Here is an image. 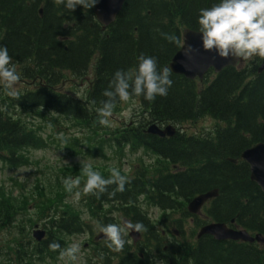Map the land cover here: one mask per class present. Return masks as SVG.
<instances>
[{
    "label": "trees",
    "instance_id": "16d2710c",
    "mask_svg": "<svg viewBox=\"0 0 264 264\" xmlns=\"http://www.w3.org/2000/svg\"><path fill=\"white\" fill-rule=\"evenodd\" d=\"M216 2L125 0L116 21L103 29L93 8L77 7L70 12L56 0H0V46L7 47L11 62L20 66V76L35 87L0 101V165L25 167L29 164L25 153L46 148L35 126L23 118L27 113L40 116L42 111L84 125L97 123V109L106 99L103 91L114 72L134 69L142 54L155 57L158 69L168 67L182 46L183 30L197 31L199 9ZM162 34H174L177 41L169 42ZM261 62L255 58L218 75L210 72L201 83L170 72L173 84L167 96H158L151 102L142 97L130 98L142 111L140 124L113 130L107 142L120 151L142 150L156 163L150 167L143 164L133 178H126L123 192L109 197L116 187L110 185L98 197L84 194L96 221L119 223L114 212L127 220L141 221L147 229L143 232L147 243L144 247L153 248L158 255H168L165 262L264 264V245L216 242L209 236L165 245L158 226L140 205L144 199L162 210L163 218L171 212L186 219L190 216L187 204L195 196L218 189L219 196L206 210L208 217L219 223L235 220L239 228L264 236V193L250 180L249 167L240 160L245 150L264 143V72L258 73ZM91 70L93 77L84 99L60 90L68 82L64 75L87 82ZM203 118L222 126H217L210 137L178 133L173 138L160 139L144 134L150 123L183 126ZM229 158L238 163L229 162ZM24 203L23 199L0 192V227L15 223ZM43 224L46 240L32 245L18 243L14 262L40 264L59 253L49 250V243L56 241L63 248L68 246L66 238L91 232L75 211L51 216ZM162 224L166 222L161 220L159 225ZM196 226L200 224L196 222ZM166 246L169 251L164 253ZM137 247L135 252L129 242L115 253L103 246L98 256H103L104 264H153L148 254L141 258L142 249Z\"/></svg>",
    "mask_w": 264,
    "mask_h": 264
},
{
    "label": "rangeland",
    "instance_id": "374dc122",
    "mask_svg": "<svg viewBox=\"0 0 264 264\" xmlns=\"http://www.w3.org/2000/svg\"><path fill=\"white\" fill-rule=\"evenodd\" d=\"M16 67L19 72L20 66L16 65ZM92 77L91 70L87 80L91 81ZM64 78L68 79V82L66 85L62 84L60 88L62 92L66 91L78 99L86 97L88 81L72 80L75 78L70 75H64ZM24 79L21 77L18 83V94L35 89L29 80ZM7 97L0 87V101L6 100ZM39 114L40 116H36L34 113H27L23 118L29 122L30 126H35V129L43 137L46 148L25 153L29 158V164L25 167L10 168L0 165V192L8 193V195L23 199L25 202L24 209L19 210V216L16 217L15 223L10 224L9 227H0V264H17L14 262L13 254L18 248V243L30 242V245L36 243L32 237L33 232L45 230L43 222L45 223L51 216H58L64 211L79 213L91 227V232L66 238L67 245L72 242H78L81 245L82 258L78 264H97L99 262L104 264V261H100L99 258L95 259L104 243L100 239L102 234L96 227L97 221L85 203V195L81 192L80 199L74 201L72 195L65 191L62 178L79 176L82 188L86 176L83 174L80 162L91 164L92 169L98 171L105 178L110 175L112 167H116L128 179L133 178L136 170L141 166H153L156 159L144 151L133 152L130 148L120 151L107 142L110 140L113 130L125 126H138L142 119V111L136 101L130 99L127 102H121L113 109L109 126H102L99 122L84 125L49 112L41 111ZM217 125L216 121L204 118L188 122L181 126V129L188 135L198 134L210 137ZM140 205L148 218L155 224L157 223L158 231L163 230L159 225L161 220L168 223L169 231L165 236V245L183 240L193 242L199 232V227L195 226V223L209 222L203 211L198 215L197 220L185 221L179 213L169 212V215L163 218L164 212L144 199L140 200ZM112 215L119 223L127 220L122 214L114 212ZM174 231H177L179 236ZM94 242H98L99 250L94 249ZM145 243L146 238L143 235V240L139 245L144 248L147 245ZM134 251L137 252V250ZM154 254L156 253L154 252ZM40 264H72V262L67 261L66 258L61 260L58 253L54 258H46ZM155 264L169 263L157 259Z\"/></svg>",
    "mask_w": 264,
    "mask_h": 264
},
{
    "label": "clouds",
    "instance_id": "9594fccd",
    "mask_svg": "<svg viewBox=\"0 0 264 264\" xmlns=\"http://www.w3.org/2000/svg\"><path fill=\"white\" fill-rule=\"evenodd\" d=\"M99 0H56L63 8L73 12L77 7L92 9ZM200 44L204 51L215 52L219 58H232L236 63L255 58L264 60V0H217L211 7L201 8L197 16ZM169 42H176L174 34H162ZM187 52L191 51L189 47ZM8 49L0 46V87L8 97L18 96L17 86L21 76L17 67L11 62ZM170 69L157 67L153 56L140 55L136 67L129 70H116L108 88L103 91L106 98L97 109L98 122L109 126L113 108L117 103L127 102L130 98L142 97L145 101H154L156 97H165L172 87ZM86 181L81 188L80 177H64L62 184L65 191L78 201L81 192L85 195L99 196L107 191L108 186L116 187L109 197L116 192H123L127 179L116 168L110 169L108 178L92 169L91 164L80 162ZM75 189V191H74ZM96 227L102 234L104 246L110 251L119 253L126 243L130 242V232L143 233L147 229L141 221L124 220L122 223L97 222ZM51 251L59 250V258L78 264L82 258L81 245L72 242L66 247L53 241L48 244ZM99 259L102 261L103 256Z\"/></svg>",
    "mask_w": 264,
    "mask_h": 264
},
{
    "label": "water",
    "instance_id": "95a60500",
    "mask_svg": "<svg viewBox=\"0 0 264 264\" xmlns=\"http://www.w3.org/2000/svg\"><path fill=\"white\" fill-rule=\"evenodd\" d=\"M125 0H99L93 8L96 21L103 27V29L111 26L119 13L121 12ZM40 14L42 11L40 10ZM191 48L190 52L186 50ZM232 58L222 59L216 53L204 51L200 44V37L198 32L190 29L183 31V45L180 50L174 55L169 69L172 74L183 76L184 78L194 81L196 79L202 80L204 76L213 70L216 74L221 73L224 69L229 67H236L238 64ZM259 73L264 72V60L258 70ZM148 134L155 135L161 138L172 137L176 133L173 127L169 126L162 130L156 125L151 126L147 131ZM241 159L248 165L250 170V180L255 183L264 193V143H259L252 148L245 150ZM230 162L236 163V160L229 159ZM218 196V190H213L199 196H196L188 204V212L196 215L200 212L206 202ZM34 238L41 242L45 236L44 231H35ZM203 236H211L215 241H233L243 243H261L264 244V237L261 234L255 236L250 235L245 230H234L228 228L226 224L212 223L204 226L198 234V238ZM129 237L134 243L140 241V233L130 232Z\"/></svg>",
    "mask_w": 264,
    "mask_h": 264
},
{
    "label": "flooded vegetation",
    "instance_id": "af4514ba",
    "mask_svg": "<svg viewBox=\"0 0 264 264\" xmlns=\"http://www.w3.org/2000/svg\"><path fill=\"white\" fill-rule=\"evenodd\" d=\"M173 170H176L174 167H173ZM211 204V203H210ZM209 203L206 205V207L203 209V212L205 213V211L207 210V208H208V206L210 205ZM188 220L189 221H194V217H192V216H190L189 218H188ZM232 221V220H231ZM229 222L228 223V225L230 226V227H233V228H235V229H239V227L234 223V222ZM168 223H166L165 225L164 224H162L161 225V227L160 228H162L163 229V231H161V233H162V236L163 237H165V236H167V231H169V229H168ZM175 233H177V236H179V233L177 232V231H174ZM102 237V236H101ZM99 246H98V242H94V249H96V250H99ZM143 248V247H142ZM141 248V249H142ZM167 251H169L168 250V248L166 247L165 249H164V253H166ZM144 253L145 254H148L149 256L148 257H151L152 259H151V261L152 262H154V264L156 263V261H157V259L158 260H160V261H163V262H165V259H166V257L168 256V255H166V256H162V255H158V254H154V252L152 251V249L151 248H147V247H144L143 249H142V252H140L139 253V255L141 256V258L142 259H145V257H144ZM154 256H152V255ZM107 258H110V256L109 255H107L106 256ZM96 258H98V256H96ZM169 262V264H173V262L171 261V260H169L168 261Z\"/></svg>",
    "mask_w": 264,
    "mask_h": 264
}]
</instances>
